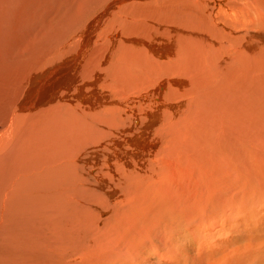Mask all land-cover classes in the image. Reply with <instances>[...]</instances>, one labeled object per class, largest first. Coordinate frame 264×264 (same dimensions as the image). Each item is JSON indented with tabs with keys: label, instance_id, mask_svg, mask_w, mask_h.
I'll return each instance as SVG.
<instances>
[{
	"label": "bare ground",
	"instance_id": "1",
	"mask_svg": "<svg viewBox=\"0 0 264 264\" xmlns=\"http://www.w3.org/2000/svg\"><path fill=\"white\" fill-rule=\"evenodd\" d=\"M102 1L73 0L68 17L55 9L33 35L34 54L0 51L12 57L1 83L25 89L17 104L4 99L0 122V264H110L99 258L114 242L97 240L115 233L133 243L155 226L148 238L159 242L161 220L193 206L184 170L203 169L209 157L233 168L255 156L256 131L264 136V0H202L204 27L184 14L186 25H175L153 5L174 0H113L76 43L72 33L64 39L73 53L47 56L63 43L53 35L60 22L86 19ZM30 63L38 67L28 71Z\"/></svg>",
	"mask_w": 264,
	"mask_h": 264
},
{
	"label": "rangeland",
	"instance_id": "2",
	"mask_svg": "<svg viewBox=\"0 0 264 264\" xmlns=\"http://www.w3.org/2000/svg\"><path fill=\"white\" fill-rule=\"evenodd\" d=\"M3 1H6V8L8 7V9L4 10L2 8ZM72 1L0 0V35H3V38H0V51L3 47L11 48V55L20 57L22 54L16 55L14 50L21 48L22 50H29V52L24 54L25 56L34 54L32 51L36 50L35 45L41 43L39 39L32 41L34 33L40 27L50 22L53 17L57 16L55 9H62L68 17L70 15V5L68 3ZM104 1L99 3L100 7L96 8L95 11L94 7H92L93 9L91 8V11H87L86 19V16L82 18L83 15H78L72 20L71 24L67 25L66 22H60L63 28L59 31H54L59 33L58 36L54 32L53 35L57 38L58 42L63 43L55 50L50 46L46 47L45 50L50 53L47 56L55 58L69 56L73 53L77 48L75 43L81 28L90 25L99 14L101 15L99 11H102L103 8H108V5L113 0H107L103 3ZM133 1L128 0L126 5ZM201 1L186 0L185 3L182 4L181 2L179 4L178 1L174 0L172 3L169 1L171 4L164 2L167 5L163 3L153 5L157 6L156 10L158 13L166 12L171 16H175V25H186L179 18V15L184 14L187 15L188 19L192 20V25L204 27V8L200 4ZM141 8H143L144 12V7ZM149 8L152 10V5ZM114 9L115 7H112L110 10L113 11ZM210 12L211 10L207 9L205 15H209ZM4 15L5 20H2ZM98 19L99 17H97L96 23L95 20L93 21L94 25L99 23ZM133 22H136V20L127 18L125 24L132 23L133 26ZM49 27L54 29L55 23ZM71 33L72 36L68 40H72L75 43H67V40H64ZM174 33L172 34L175 35L176 33ZM240 35H243V32ZM47 38L49 44L51 39L49 36ZM68 44H72V46L66 48ZM7 59H12V57L7 55L4 60L0 58V61H2L0 62V75H3L2 72L5 69V65L9 68L12 67V61L6 62ZM37 67V64L30 63L28 71ZM259 80H256L257 85L255 90L260 87L258 83L263 81ZM1 81L2 77L0 76V122H2L10 108V103L4 106V101L6 99L10 100L14 96L16 100L13 98L12 103L17 104L16 102H18L25 90L21 91L20 89V94L16 93L8 83L4 87ZM8 97L10 98L8 99ZM253 142L259 147L256 148V153H253L255 155L253 159L239 161L233 164V168L230 167L224 170L225 159L209 157L204 159L203 169H198L195 165L188 170L183 169L185 173L184 185L192 190L193 195H195L193 206L189 213L179 215L176 218L167 216V218L161 220L162 227L159 231V242H151L148 238V235L156 230V226L146 232H143L141 228L140 233L135 235L136 239L133 243L126 238L115 235V233L110 234L104 239L97 240V242L102 241L105 243L114 242V244H109L111 252L102 253L103 257L99 258V262L110 264H264V136L259 131H256ZM220 171L226 172L228 174L227 177L221 181H212L214 175ZM203 172L204 178L202 176ZM175 177L177 178V175ZM203 186L204 202L200 196ZM174 197L175 199L179 198V195L175 193ZM106 214L107 216H111L115 213L111 210ZM97 218L105 220L106 215L97 214ZM187 224L188 230L184 231L187 228ZM172 235L175 237L174 240L172 239ZM178 236H180V239ZM142 241H147L149 245H145L146 247L144 250H141V254H138V251L135 252L139 255L138 257L134 253L133 245H138ZM115 245H119L120 249H114ZM159 245L162 249L158 248ZM167 249H170L175 254L168 252L170 250ZM121 251L125 253H121ZM159 252L164 253V256H160L162 254ZM121 254L127 256L122 257ZM132 254L136 257L132 256ZM118 256L120 258H117ZM109 257L111 258L110 262ZM45 259L43 261L44 264H46L49 258L46 257ZM57 261L59 260H49L48 264H57ZM61 262L63 264L71 263L67 260L65 262L62 260Z\"/></svg>",
	"mask_w": 264,
	"mask_h": 264
}]
</instances>
